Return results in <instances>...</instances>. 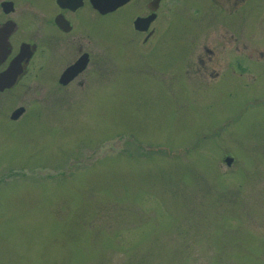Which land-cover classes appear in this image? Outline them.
Segmentation results:
<instances>
[{
    "label": "rangeland",
    "instance_id": "obj_1",
    "mask_svg": "<svg viewBox=\"0 0 264 264\" xmlns=\"http://www.w3.org/2000/svg\"><path fill=\"white\" fill-rule=\"evenodd\" d=\"M233 25L264 53V0ZM231 43L220 62L248 72L209 87L151 83L148 59L112 40L123 61L98 101L35 119L33 89H10L0 264H264V56Z\"/></svg>",
    "mask_w": 264,
    "mask_h": 264
},
{
    "label": "flooded vegetation",
    "instance_id": "obj_2",
    "mask_svg": "<svg viewBox=\"0 0 264 264\" xmlns=\"http://www.w3.org/2000/svg\"><path fill=\"white\" fill-rule=\"evenodd\" d=\"M259 3L263 0H0V87L9 81L10 67L18 69L13 85L0 90V104L8 105V92L17 85L23 94L33 89L35 119L49 114L47 104L100 100L115 81L116 61H123L121 49L112 54V40L130 56L148 59L144 72L151 83L209 87L223 73L241 77L248 69L221 63L219 55L233 40L236 49L247 50L248 59L264 56L238 41L243 30L233 25L256 12ZM54 107L55 115L73 112ZM19 108L23 111L14 116ZM27 114L21 106L10 119H28Z\"/></svg>",
    "mask_w": 264,
    "mask_h": 264
},
{
    "label": "water",
    "instance_id": "obj_3",
    "mask_svg": "<svg viewBox=\"0 0 264 264\" xmlns=\"http://www.w3.org/2000/svg\"><path fill=\"white\" fill-rule=\"evenodd\" d=\"M17 70L18 69H16L15 64L10 67L9 71L6 73V75L9 74V78L7 77V79H6V80H9V81H7V83H4L5 84L4 86L11 87L13 85V83L15 81V75L18 72ZM1 82H2V79H0V83ZM3 87H0V90H2ZM22 111H23L22 108H19V109L15 110L14 116H18ZM232 160H233L232 158H228V157L226 158V161H227L228 164L230 162H232Z\"/></svg>",
    "mask_w": 264,
    "mask_h": 264
}]
</instances>
